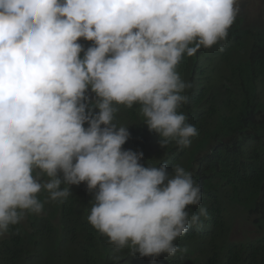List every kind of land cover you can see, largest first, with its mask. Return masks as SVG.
<instances>
[{
	"label": "clouds",
	"instance_id": "1",
	"mask_svg": "<svg viewBox=\"0 0 264 264\" xmlns=\"http://www.w3.org/2000/svg\"><path fill=\"white\" fill-rule=\"evenodd\" d=\"M240 12L241 0H0V237L86 182L88 222L116 253L155 264L186 252L174 241L209 216L201 187L180 164L144 166L123 148L131 133L115 113L138 104L161 148L190 147L178 65L223 52Z\"/></svg>",
	"mask_w": 264,
	"mask_h": 264
},
{
	"label": "trees",
	"instance_id": "2",
	"mask_svg": "<svg viewBox=\"0 0 264 264\" xmlns=\"http://www.w3.org/2000/svg\"><path fill=\"white\" fill-rule=\"evenodd\" d=\"M78 42L85 50L93 43ZM177 71L192 85L184 93L188 103L178 110L198 131L190 147L161 148L138 104L118 105L114 119L117 126H128L131 135L123 148L143 151L144 166L166 163L171 172L180 164L191 171L203 193L201 206L208 209L202 227L174 241L187 251L170 258L161 254L155 264H264V21L248 23L239 14L223 52L217 45L201 47L194 56L185 54ZM69 187L63 202L45 203L42 214L28 216L0 239V264H113L116 254L119 264H152L128 248L116 253L88 222L93 193L86 182ZM48 195L41 192L39 198ZM242 210L259 236L231 238L234 214Z\"/></svg>",
	"mask_w": 264,
	"mask_h": 264
},
{
	"label": "rangeland",
	"instance_id": "3",
	"mask_svg": "<svg viewBox=\"0 0 264 264\" xmlns=\"http://www.w3.org/2000/svg\"><path fill=\"white\" fill-rule=\"evenodd\" d=\"M241 15L248 23L258 24L264 21V0H241ZM92 96L94 94L91 93ZM232 225L231 238L235 240H246L260 235V231L253 224L247 212H235ZM7 235L0 237V239Z\"/></svg>",
	"mask_w": 264,
	"mask_h": 264
}]
</instances>
